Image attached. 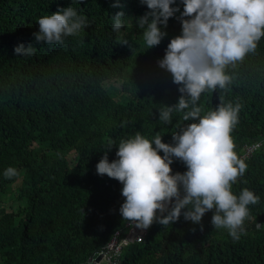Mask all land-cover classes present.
Instances as JSON below:
<instances>
[{"label":"trees","instance_id":"1","mask_svg":"<svg viewBox=\"0 0 264 264\" xmlns=\"http://www.w3.org/2000/svg\"><path fill=\"white\" fill-rule=\"evenodd\" d=\"M70 6L87 27L62 46L37 43L38 19ZM172 7L180 11L166 28L159 25L167 35L147 50L137 18L150 10L140 0H0V203L6 196L18 203L0 209V264H87L116 232L125 237L131 221L119 211L123 185L98 175L97 163L105 152L109 162L118 159L119 142L137 132L173 144L172 134L195 122L177 112L171 125L159 119L181 95L158 65L182 32V0ZM118 12L123 27L114 32ZM20 44L35 54L17 56ZM228 73L233 83L202 93L197 106L204 115L221 101L239 103L235 150L243 158L245 146L259 144L243 158L248 168L232 189L260 198L248 206L244 232L234 240L214 228L212 211L200 224L181 214L173 224L154 222L143 242L125 245L119 264H264V37ZM9 167L19 175L6 179ZM171 167L173 174L187 170L176 158Z\"/></svg>","mask_w":264,"mask_h":264},{"label":"clouds","instance_id":"2","mask_svg":"<svg viewBox=\"0 0 264 264\" xmlns=\"http://www.w3.org/2000/svg\"><path fill=\"white\" fill-rule=\"evenodd\" d=\"M140 2L150 10L137 18L138 26L144 29L143 41L148 50L158 46L167 35L159 25L166 28L169 18L180 9L172 7L176 0ZM182 2V32L170 40L163 59L158 61L159 67L172 75L173 83L180 86L181 95L178 103L160 110L159 119L171 125L172 113L177 112L183 113L184 121L195 122L172 134L173 144L164 143L159 134L150 140L140 132L122 139L116 151L118 159L109 162L105 152L96 171L123 185L121 194L125 199L120 214L139 229L146 230L154 222L173 224L181 214L186 221L200 224L204 215L212 211L214 228L226 229L234 240H239L250 215L248 206L260 199L248 188L239 195L232 190L248 168L236 152L232 137L241 105L221 101L215 110L201 115L202 107L197 103L206 91L227 89L234 80L228 69L256 51L264 37V0ZM123 16V12H118L113 17L114 32L123 27ZM37 23L35 41L47 45L62 46L66 37L76 36L87 27L85 16L71 6L45 15ZM128 43L126 39L121 42ZM35 51L32 45L14 48L20 57H31ZM110 145L109 150L114 144ZM173 158L182 161L187 170L173 174ZM17 175L13 167L4 172L6 179Z\"/></svg>","mask_w":264,"mask_h":264},{"label":"built area","instance_id":"3","mask_svg":"<svg viewBox=\"0 0 264 264\" xmlns=\"http://www.w3.org/2000/svg\"><path fill=\"white\" fill-rule=\"evenodd\" d=\"M257 145L252 144L244 147L243 158H249L256 150ZM127 233L124 238L121 239V233L116 232L111 240L107 243L103 249L91 257L87 264H98L95 262L97 256H101L99 264H119L122 248L129 243H141L147 235V230H142L136 227V223L131 221L126 224Z\"/></svg>","mask_w":264,"mask_h":264},{"label":"rangeland","instance_id":"4","mask_svg":"<svg viewBox=\"0 0 264 264\" xmlns=\"http://www.w3.org/2000/svg\"><path fill=\"white\" fill-rule=\"evenodd\" d=\"M114 83L117 86L119 85V81H116V79H115ZM69 158H72V155H70ZM1 201H3V202L0 203V209H5L8 212L15 210L18 206V203L14 202V201H10L7 196L4 197L3 200H1Z\"/></svg>","mask_w":264,"mask_h":264},{"label":"water","instance_id":"5","mask_svg":"<svg viewBox=\"0 0 264 264\" xmlns=\"http://www.w3.org/2000/svg\"><path fill=\"white\" fill-rule=\"evenodd\" d=\"M100 259H101V256L99 255V256H97V257L95 258V262L99 264Z\"/></svg>","mask_w":264,"mask_h":264}]
</instances>
